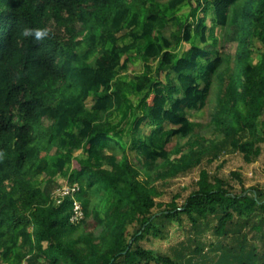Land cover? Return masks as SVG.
<instances>
[{"label": "trees", "instance_id": "16d2710c", "mask_svg": "<svg viewBox=\"0 0 264 264\" xmlns=\"http://www.w3.org/2000/svg\"><path fill=\"white\" fill-rule=\"evenodd\" d=\"M216 78L214 129L249 160L264 133V0H0V264L33 253L49 264H264V189L238 172V191L201 169L181 205L155 199L153 172L194 131L187 110ZM56 174L73 194L42 184ZM89 217L98 238L81 226ZM174 225L194 235L164 252L141 244Z\"/></svg>", "mask_w": 264, "mask_h": 264}, {"label": "rangeland", "instance_id": "374dc122", "mask_svg": "<svg viewBox=\"0 0 264 264\" xmlns=\"http://www.w3.org/2000/svg\"><path fill=\"white\" fill-rule=\"evenodd\" d=\"M168 27L163 26L159 29V32L168 35ZM219 34V39L221 41L222 30H216ZM252 52L251 60L257 62L260 60V55L262 51V44L256 38L252 41ZM236 50V42L228 41L226 42L224 48L222 47V52L229 56V68L226 74L231 73V68L233 67V55ZM140 62L131 63L129 67L123 72L125 74H131L133 72H138L141 70ZM218 90L217 78L214 82L212 90L209 94V98L206 104L200 109H188L187 116L194 123V131L185 138H176L171 143L172 148H174V153L172 155V163L174 166L173 171L169 169L170 164L166 167H159L157 171L164 170V174L156 177V172L152 174L153 186L157 189L159 195L155 196L157 201L169 202L175 199L178 205H181L188 194L196 188V181L199 177V171L201 169H207L211 175L218 176L224 181L233 185V187L238 191L240 184L239 179L231 174V171H236L239 173L241 179L246 187H252L256 185L264 189V133L259 132L257 136L253 139L257 141V144L261 146L262 151L259 155L250 154V159L246 160L241 152L232 146L229 142V138H226L223 133L218 132L214 129L212 123V114L214 112V105L216 103ZM261 128V124L257 123ZM246 138H249L247 136ZM45 186L51 185V190L57 193L59 189L67 186L68 183L64 177L60 174H56L53 180L42 183ZM57 191V192H56ZM67 196V195H66ZM72 196V195H71ZM157 207L153 208L152 211H156ZM81 219L75 220L79 222ZM86 222H82L81 226L86 233H92L94 237L98 238L99 231L96 230V225L93 223L91 217L86 219ZM137 226L131 224L128 226L129 231H133ZM169 237L165 240H160L157 238H149L148 240H143L141 244L145 248H151L153 251H168L169 247L175 242L181 239H186L189 233H185V230L178 228L174 225L169 230ZM212 232L202 233L206 242H215L216 237L212 235ZM256 233H251L248 235L252 239L253 235ZM194 235L193 233L189 236ZM259 235V234H257ZM257 238V237H255ZM253 240V239H252ZM256 242V239H254ZM206 249L205 253H209ZM216 254H219L217 251ZM33 254H28L20 264H49L44 258L34 257ZM206 258L216 260L213 254H208ZM190 253L185 255V258H192ZM152 264H157L154 260H151ZM63 264V263H62ZM204 264H210L208 261Z\"/></svg>", "mask_w": 264, "mask_h": 264}, {"label": "built area", "instance_id": "2783aa9c", "mask_svg": "<svg viewBox=\"0 0 264 264\" xmlns=\"http://www.w3.org/2000/svg\"><path fill=\"white\" fill-rule=\"evenodd\" d=\"M76 189L77 188L75 187V185L70 186L68 184L67 186H64L62 189L57 190L58 192L56 191L57 192L56 196L64 197L66 195L73 194V192ZM58 201H60V199ZM80 218H83V210H82L81 204L78 200L73 198L72 213L70 215V221L72 223H76L75 220H78Z\"/></svg>", "mask_w": 264, "mask_h": 264}, {"label": "clouds", "instance_id": "9594fccd", "mask_svg": "<svg viewBox=\"0 0 264 264\" xmlns=\"http://www.w3.org/2000/svg\"><path fill=\"white\" fill-rule=\"evenodd\" d=\"M77 200V199H76Z\"/></svg>", "mask_w": 264, "mask_h": 264}]
</instances>
